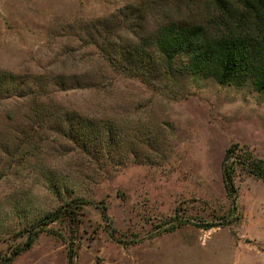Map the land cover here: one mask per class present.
<instances>
[{"label": "rangeland", "instance_id": "rangeland-1", "mask_svg": "<svg viewBox=\"0 0 264 264\" xmlns=\"http://www.w3.org/2000/svg\"><path fill=\"white\" fill-rule=\"evenodd\" d=\"M228 1L0 0V263L78 202L77 228L53 223L11 264H264V182L237 169L232 200L221 171L234 144L264 160V93L184 58L130 75L120 56L157 63L170 23L254 30Z\"/></svg>", "mask_w": 264, "mask_h": 264}, {"label": "trees", "instance_id": "trees-1", "mask_svg": "<svg viewBox=\"0 0 264 264\" xmlns=\"http://www.w3.org/2000/svg\"><path fill=\"white\" fill-rule=\"evenodd\" d=\"M214 1L218 10L227 15L230 13L228 0ZM236 2L252 18L254 30L245 34L232 32L212 38L201 26L180 27L170 23L160 28L154 37L153 46L157 52V63L154 62V56H150L143 46L136 47L132 53L121 49L120 56L127 63H124L122 69L130 75H144L146 70L149 74H154L159 69L170 71L174 60L184 58L185 68L192 74L212 77L220 85H238L249 81L256 91L264 93V0H236ZM105 47L112 48L110 45L100 48L105 50ZM113 55H107L110 61L121 64ZM73 137L75 138V135ZM237 169L264 182V160L256 158L237 144L230 146L223 156L221 171L226 195L232 200L236 198L233 176ZM79 206L78 202L68 203L42 217L33 224L32 230L27 231L26 241L0 264H11L17 256L32 247L37 236L45 228L55 222L67 223L66 225L77 228L75 210ZM102 210L103 217H106L105 208ZM218 226L208 224L203 228ZM70 259L69 256L68 264L71 262Z\"/></svg>", "mask_w": 264, "mask_h": 264}]
</instances>
